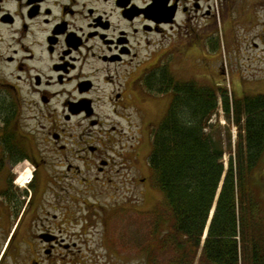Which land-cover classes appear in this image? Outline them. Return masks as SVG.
Segmentation results:
<instances>
[{"label": "flooded vegetation", "instance_id": "obj_1", "mask_svg": "<svg viewBox=\"0 0 264 264\" xmlns=\"http://www.w3.org/2000/svg\"><path fill=\"white\" fill-rule=\"evenodd\" d=\"M181 10L183 0H0V264H89L75 240L98 222L107 238L126 207L138 211L120 198L140 142L124 151L122 124L139 97L156 106L172 94L144 79L183 71ZM253 172L264 180V148Z\"/></svg>", "mask_w": 264, "mask_h": 264}, {"label": "trees", "instance_id": "obj_2", "mask_svg": "<svg viewBox=\"0 0 264 264\" xmlns=\"http://www.w3.org/2000/svg\"><path fill=\"white\" fill-rule=\"evenodd\" d=\"M144 84L172 93L165 116L151 130L148 157L165 201L124 216L140 223L133 235L129 223L113 220L112 239L142 251L146 264H264V213L257 212L251 183L264 148V94L236 98L219 88L226 115L241 129L225 167L224 143L207 130L219 108L218 90L169 73ZM119 228L123 236L116 238Z\"/></svg>", "mask_w": 264, "mask_h": 264}, {"label": "rangeland", "instance_id": "obj_3", "mask_svg": "<svg viewBox=\"0 0 264 264\" xmlns=\"http://www.w3.org/2000/svg\"><path fill=\"white\" fill-rule=\"evenodd\" d=\"M183 2L187 3L188 10H181L177 14V21L181 23L185 34L180 44L184 52L179 60L183 71L173 75L178 80H196L201 85L218 90L217 117L207 130L224 143L222 160L225 167H228L236 150L241 129L222 108V92L219 88L224 87L230 97L233 94L236 98L264 94V0H187V2L183 0ZM197 3L201 5L199 11ZM208 9H211L210 14L207 13ZM205 14L211 17L204 16ZM171 99L172 95L167 94L163 95L161 99L163 102L160 105L151 106L150 104L154 103L144 102L142 106L144 100L139 97L138 114L135 111L137 107H130L127 110L133 116L131 126L126 125V119L123 120L124 151L130 149L131 144H136L138 138L140 141L136 144V147H139L136 149L139 167L129 170L131 175L136 174L140 180L137 182L138 185H133L128 179L129 171L125 170L120 191V198L125 205L132 203L128 200L133 201L131 205L134 210L137 208L138 211H150L164 204V194L155 183L154 171L149 166L148 157L152 151L151 130L165 116ZM128 135H133V138L130 140ZM143 177H148L149 182L141 180ZM251 183L252 189L256 188L252 193L254 199L258 201L257 212L260 215L264 213V180L253 172ZM130 213L132 208L126 207L123 218ZM125 222L130 224L128 234L133 235L136 216L127 217L123 223ZM262 222L264 227L263 218ZM139 224L137 221L135 233ZM111 225L109 224V227ZM102 226L104 225L100 222L91 224L87 240H75L76 250L81 247L80 245H83L84 249L87 245L85 251L91 258L89 264H146V257L142 251H132L129 246L125 247L122 241L121 244L119 242L117 244L111 236L103 237ZM71 228L79 231L81 224H74ZM114 234L116 238L123 236L121 228L114 229ZM110 238L114 242H111Z\"/></svg>", "mask_w": 264, "mask_h": 264}, {"label": "water", "instance_id": "obj_4", "mask_svg": "<svg viewBox=\"0 0 264 264\" xmlns=\"http://www.w3.org/2000/svg\"><path fill=\"white\" fill-rule=\"evenodd\" d=\"M176 11H177V5H173L172 8H171V18L165 19V20L169 21V22H172Z\"/></svg>", "mask_w": 264, "mask_h": 264}]
</instances>
